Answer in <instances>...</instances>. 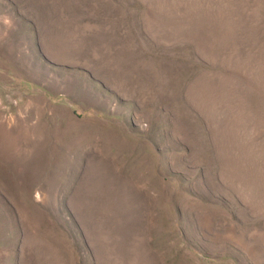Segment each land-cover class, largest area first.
<instances>
[{"label": "rangeland", "instance_id": "374dc122", "mask_svg": "<svg viewBox=\"0 0 264 264\" xmlns=\"http://www.w3.org/2000/svg\"><path fill=\"white\" fill-rule=\"evenodd\" d=\"M0 264H264V0H0Z\"/></svg>", "mask_w": 264, "mask_h": 264}]
</instances>
